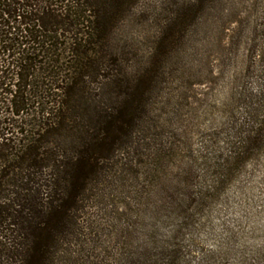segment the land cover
I'll list each match as a JSON object with an SVG mask.
<instances>
[{
    "label": "trees",
    "instance_id": "trees-1",
    "mask_svg": "<svg viewBox=\"0 0 264 264\" xmlns=\"http://www.w3.org/2000/svg\"><path fill=\"white\" fill-rule=\"evenodd\" d=\"M143 1L0 0V264H188L196 219L264 149V44L261 88L194 155L195 95L160 76L206 2L153 6L142 55L113 42Z\"/></svg>",
    "mask_w": 264,
    "mask_h": 264
},
{
    "label": "rangeland",
    "instance_id": "rangeland-1",
    "mask_svg": "<svg viewBox=\"0 0 264 264\" xmlns=\"http://www.w3.org/2000/svg\"><path fill=\"white\" fill-rule=\"evenodd\" d=\"M191 1L144 0L117 31L113 44L150 55L158 36L149 23L156 17L150 14L153 8L160 3H177L180 8ZM203 1L199 17L190 20V27L179 34L164 60L160 76L163 87L173 79L175 86L190 88V95H195L190 101L196 109L190 132L194 155L204 151L213 132L211 125L223 123L221 113L233 109L241 118L242 106H233L240 89L255 93L261 88L257 58L264 44V0ZM255 31L260 37L250 61L251 53L245 51ZM189 259L188 264H264V149L244 163L220 198L196 219L190 232Z\"/></svg>",
    "mask_w": 264,
    "mask_h": 264
}]
</instances>
